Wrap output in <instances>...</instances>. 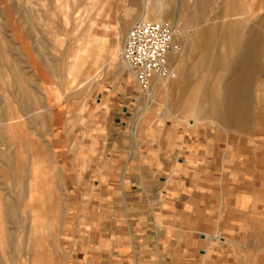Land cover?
Wrapping results in <instances>:
<instances>
[{
  "label": "rangeland",
  "instance_id": "1",
  "mask_svg": "<svg viewBox=\"0 0 264 264\" xmlns=\"http://www.w3.org/2000/svg\"><path fill=\"white\" fill-rule=\"evenodd\" d=\"M169 1L162 19L174 23L171 18H182L174 23L183 36L181 51L193 38L203 47L221 34L225 44L216 43L213 70L193 71L201 49L189 51L185 63L190 74L181 89L159 93L148 103L122 51L138 20L149 11L147 20L159 18L152 12L156 0H0V264H64L69 177L87 166L94 151L88 145L79 148L78 133L104 90L133 92V125L141 133L157 131L158 124L210 126L229 137L240 155L264 157V0H209L202 18L189 25L198 0ZM254 37L261 45L250 60L257 73L249 115L244 124L226 126L209 110L214 103L220 109L224 90L239 71L244 43ZM190 96L203 107L198 122L184 118ZM90 127L86 131L91 133ZM15 159L21 160L20 171Z\"/></svg>",
  "mask_w": 264,
  "mask_h": 264
},
{
  "label": "crops",
  "instance_id": "2",
  "mask_svg": "<svg viewBox=\"0 0 264 264\" xmlns=\"http://www.w3.org/2000/svg\"><path fill=\"white\" fill-rule=\"evenodd\" d=\"M133 107L109 88L87 110L64 264H264V157L210 126L141 133Z\"/></svg>",
  "mask_w": 264,
  "mask_h": 264
},
{
  "label": "bare ground",
  "instance_id": "3",
  "mask_svg": "<svg viewBox=\"0 0 264 264\" xmlns=\"http://www.w3.org/2000/svg\"><path fill=\"white\" fill-rule=\"evenodd\" d=\"M163 2L165 4H163ZM163 2L161 0H156V2H155V7L153 8L152 12H154L157 16H159V18L154 19V21H163L162 15L166 11V7H171V5H172V2L169 0H163ZM208 2H209V0H198L199 4L197 3L198 6L196 7L195 11L192 13L191 18L188 20L186 25H189L191 22L198 21L202 18L203 7ZM150 13H151V11H149V13L146 16H144L143 18H141L140 20H142V19L147 20V18H150ZM171 19L172 20L174 19L175 20L174 23H176V24L177 23L179 24V22L182 20V18L178 19V17L177 18H171ZM92 29L93 28L91 27L90 30L92 31ZM182 37L183 36L181 35V37H178L177 40H181ZM92 40H93L92 37L88 38V42H92ZM222 41L225 42V38L221 34H219L217 36L214 35L209 39L208 43L205 46L200 47L198 45V42L196 41V39H194V38L193 39H187L185 41L186 47L183 51H181L182 50L181 49L180 50L181 52L180 51L171 52L169 55V64H170V68H171V75L167 78L157 77V78L153 79V81H152L153 85L151 84V89L147 92V94L145 93L148 103L155 102L159 93L165 92V93L171 94L172 92H175V91L181 89L180 86H183L182 85V82H183L182 79L185 78L189 73L187 70L186 63H185L186 57L189 54V51L193 52V51L201 49V53L199 55V60L196 62L194 67L191 68L193 71H198V70H202V69H212V68L217 67V65L215 64V61L217 59L216 58L217 57V50H218L216 47L217 46L216 43H218V45H219V43ZM248 41L247 42L249 44L244 43V46H243V58H242V62H241L240 67H239V71L234 73L231 76V79L227 85V88L224 90L225 98L222 100V105L220 106V109L218 110L215 103H214V107L213 106L210 107L212 110L208 109L213 115H215V118L218 119L217 121H220L221 124L222 123L226 124V126L227 125H233L234 126V125L244 124L248 118V115H249V108L251 106V102L253 99V97H252L253 76L257 73L256 69L250 64V60L253 56L254 50H258L260 48L261 39L259 37H254V38L248 39ZM224 42H222V43H224ZM233 44L234 43H232V45ZM174 53H177V55L175 57H172V59H171L170 56ZM221 55L224 57L223 54H221ZM79 58H78V61H79ZM77 65H79V63ZM72 68H74V67H72ZM75 69L76 68H74V70ZM16 77L20 78V76L18 74H16ZM93 79L96 80L95 78H93ZM24 94H25V98H26L27 95L25 92H24ZM198 99L199 98H196V96H190L189 97L188 100H189V102L192 101V103L189 104V110H188L187 116L186 117L183 116L186 120H188L190 118H194L195 121L198 122V120H199L198 116H197L198 111L199 112L203 111V107L201 108V107H199V104L193 103L194 101L197 102ZM21 102L24 103L22 100H21ZM23 105H25V104H23ZM209 111L206 114H208ZM23 144L21 143L20 146L23 147L24 146ZM34 145L36 146L37 144H34ZM38 148H40V146H38ZM26 150H29V149H26ZM20 151H22V150L20 149ZM41 152H42V150H41ZM39 154H40V152H39ZM18 158H19V156H18ZM16 161L18 163V164H16L17 165L16 167L18 169L17 171H20L21 163H19V161H21V160L19 159V161L18 160H16ZM19 181L21 182L20 175H19Z\"/></svg>",
  "mask_w": 264,
  "mask_h": 264
},
{
  "label": "built area",
  "instance_id": "4",
  "mask_svg": "<svg viewBox=\"0 0 264 264\" xmlns=\"http://www.w3.org/2000/svg\"><path fill=\"white\" fill-rule=\"evenodd\" d=\"M181 30L172 21L138 20L124 39L122 58L133 72L142 92L151 89L154 78L171 75L169 55L180 51Z\"/></svg>",
  "mask_w": 264,
  "mask_h": 264
}]
</instances>
